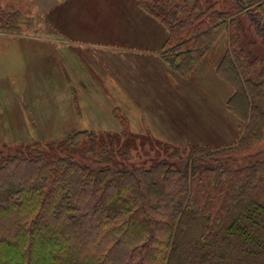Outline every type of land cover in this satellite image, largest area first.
I'll return each instance as SVG.
<instances>
[{
	"label": "trees",
	"instance_id": "obj_1",
	"mask_svg": "<svg viewBox=\"0 0 264 264\" xmlns=\"http://www.w3.org/2000/svg\"><path fill=\"white\" fill-rule=\"evenodd\" d=\"M232 1L236 12L200 0L138 3L167 28L161 54L181 74L227 33L219 67L238 85L228 108L241 100L244 110L243 131L228 148H245L262 136L264 64L251 43L243 44L237 14L245 13L264 41V0ZM18 21V11L0 6V30ZM144 136L124 126L121 133L81 130L42 146L3 144L0 264H264L261 154L232 167L209 161L219 148L191 144L174 148L207 154L183 165L127 163L122 156L132 139Z\"/></svg>",
	"mask_w": 264,
	"mask_h": 264
},
{
	"label": "crops",
	"instance_id": "obj_2",
	"mask_svg": "<svg viewBox=\"0 0 264 264\" xmlns=\"http://www.w3.org/2000/svg\"><path fill=\"white\" fill-rule=\"evenodd\" d=\"M27 2L28 12L51 28L28 34L0 30V141L12 139L3 133L29 142L81 130L121 133L124 126L175 147L222 146L238 139L235 115L230 112L235 122L223 121L233 91L218 73L226 37L221 46V35L212 45L223 51L215 61L207 51L183 76L161 54L167 28L138 0ZM0 6L24 13L12 1L0 0ZM182 93L193 98L185 100L193 104L188 109L223 115L212 123L219 141L199 143L193 138L197 128L173 130L163 114L173 112V97Z\"/></svg>",
	"mask_w": 264,
	"mask_h": 264
},
{
	"label": "rangeland",
	"instance_id": "obj_3",
	"mask_svg": "<svg viewBox=\"0 0 264 264\" xmlns=\"http://www.w3.org/2000/svg\"><path fill=\"white\" fill-rule=\"evenodd\" d=\"M8 1H12L14 3H17L18 7L21 8L24 11V13H21L18 11V13L20 15V21H18V23L14 26V29L9 30V31L2 30L3 32H12L15 34H19V33L28 34L29 32H32V31L41 32V31H45L46 29L51 28L49 25L47 26V23L42 22L40 20H36L35 16L32 15L31 12H28L29 2H27V0H8ZM200 1L202 3L214 2L215 7L219 10H222V11H225V10H230L231 12L237 11L236 7L233 6L234 3L232 0H200ZM20 3L23 5H19ZM18 7H16V8H18ZM3 11L11 12V11H7V10H3ZM237 16H239V18L242 22V27H243V31H244L243 38H242L243 44L248 45V43H251L252 45L251 44L249 45L250 49H253L255 51V53L258 56H260V58L263 60V64H264V41L262 40L261 35H259L257 33V31L252 26L249 18L247 17V15L245 13H243V12L238 13ZM155 33H160V31L155 32ZM224 37H226V39H227V33L226 32H224V35H223V33L221 34V36L217 42V45L221 46L223 44ZM7 41H9V38H7ZM7 41H6V44H11V42H7ZM15 43H19V40H16ZM212 45L208 49V51H209L208 55L211 58L210 59L211 61H215L216 57L220 55V52L222 50H219L218 48L213 47ZM225 45L228 46V39H227ZM224 49H225V47H224ZM212 67H213V65L210 66V68H212ZM219 68H220V71L218 70V73L221 76V78L223 79V81H225L227 84H229L231 87H233L232 88L233 91L231 93V95H232L234 92V88H236L237 82H236L235 78H233L231 72L227 71V69L224 66L219 67ZM181 75L186 76L184 74H181ZM206 80H208V79H206ZM198 95L201 96V94H199V93H198ZM231 95H230V97H231ZM230 97H229V99H230ZM173 98L175 101L172 104L173 105V107H172L173 112L170 111L169 113L163 114V116L169 118V121L171 122L170 126L175 127V129H173L175 132L177 131L178 128H181L183 126H188V127H191L192 129L197 128L199 133L195 134V136H193V138H197L198 142L201 144H208L213 139H216L217 141H219L217 139V137H215L216 134H213L212 123L214 122V120H217L219 117H221L223 115H221L217 110H215L213 115L211 116V114L207 115V112H199L196 109H195V111L192 109H188V107L192 106L193 104L191 105V103H189L188 101L185 102V100L193 99L191 95L182 93V94L175 95ZM202 102L205 103V100ZM237 102L236 103L233 102L230 105L234 109V110H230L227 108L228 107V101H227V107H226L227 111L224 110V112H223L224 115H227V116H223V121L226 125L231 121V119L234 122L236 119L239 120V122H237V125L239 126V132H238L237 138H239L240 134L243 131L242 127H241L242 124H240L241 123L240 122V116L242 115L244 110L241 109V106H240L241 100H239V101L237 100ZM230 112L235 115L236 119L231 115ZM3 129H4V127H3ZM98 132H102V131H98ZM3 134L9 138H12V139L10 142H3V139H2V141H0V147H2L3 144L18 147L21 144H29V143H32L35 141L39 142L40 146H42L43 143H45L46 141L60 139L66 135V134L57 135V137L48 138V139L39 138V139H36L35 141H29V142H27V141L18 142V140L21 139L20 135L14 134V133H10V134L3 133ZM145 135L146 136H144L142 138L140 137V138H133L132 139V140H134V146L132 145L129 147L127 156H125V155L122 156L123 160H126L127 163H129V164H139V165L144 164L147 166L152 161H156L159 159H166L169 161H173V162L177 163L178 165H183L185 161H191L192 158H194V157L199 158L201 155L204 154L203 156H205L207 154L205 152L203 154H200L201 152L199 149L174 148V145L169 143L168 141H158L151 134L150 135L145 134ZM237 140H235L233 143H228V144L226 143L222 146H208V145H201V146H205L209 150L219 148L216 152H212V154L209 156L210 157L209 161H229L230 166H232V167L244 165L246 161H249L253 156H258L259 153L261 154L260 157L264 158V127L262 130L261 138L253 141L249 146H247L245 148H243V147L239 148L237 146L232 147V148H228L230 145H234L235 142H237ZM194 141H195V139H194ZM222 147H224V148H222ZM11 148H14V147H11ZM180 148H182V147H180ZM200 149H202V148H200Z\"/></svg>",
	"mask_w": 264,
	"mask_h": 264
}]
</instances>
